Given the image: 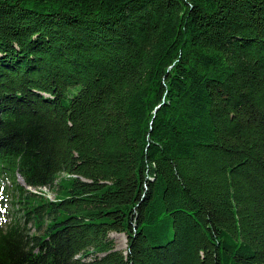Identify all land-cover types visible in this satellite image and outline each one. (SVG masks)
<instances>
[{"label": "trees", "instance_id": "obj_1", "mask_svg": "<svg viewBox=\"0 0 264 264\" xmlns=\"http://www.w3.org/2000/svg\"><path fill=\"white\" fill-rule=\"evenodd\" d=\"M0 264H264V0H0Z\"/></svg>", "mask_w": 264, "mask_h": 264}, {"label": "rangeland", "instance_id": "obj_2", "mask_svg": "<svg viewBox=\"0 0 264 264\" xmlns=\"http://www.w3.org/2000/svg\"><path fill=\"white\" fill-rule=\"evenodd\" d=\"M21 182V180H20ZM1 184L5 185V186H9V182L5 181L4 183L2 182ZM33 192H41V194L45 197H47L48 199H53L55 198V188H48V187H40L37 188V191L32 189ZM109 237L113 238L114 242H115V248L118 250H122L125 251L126 246H127V238L126 235L124 233H117V232H110L109 233Z\"/></svg>", "mask_w": 264, "mask_h": 264}]
</instances>
